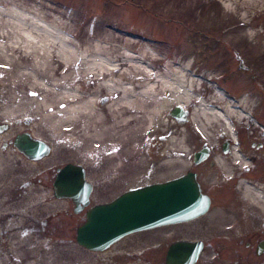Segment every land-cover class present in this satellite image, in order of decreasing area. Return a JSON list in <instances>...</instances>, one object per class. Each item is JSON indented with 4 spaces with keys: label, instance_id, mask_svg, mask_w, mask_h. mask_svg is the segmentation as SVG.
<instances>
[{
    "label": "bare ground",
    "instance_id": "bare-ground-1",
    "mask_svg": "<svg viewBox=\"0 0 264 264\" xmlns=\"http://www.w3.org/2000/svg\"><path fill=\"white\" fill-rule=\"evenodd\" d=\"M166 4L161 12L164 16L173 15L180 5L192 11L197 1L174 0ZM263 4L264 0H224L226 14L221 19L228 22L236 18L243 35L257 38L260 33L246 27L251 23L246 16ZM69 9L72 11L42 2L33 6L27 1L0 0V121H6L0 123V128L9 125V133L18 129L31 131L26 133L32 138L44 137L52 142L53 157L85 159V164L102 167L107 174L118 159L142 150V139L157 131L169 135L174 121L167 114L169 111L171 115L175 106L186 113L208 142L216 134L217 125L223 128L218 136L226 133L237 142L233 122L250 117V107L255 104L251 94L235 100L221 86L214 85L210 86L212 94L204 98L201 86L206 73L196 76L199 68L190 59L193 52H171L137 30L122 28L116 20ZM261 43L264 46V40ZM160 65L163 67L158 68ZM193 104L188 114L185 110ZM256 123L264 131V125ZM18 134L11 144L25 156L14 145ZM164 145L155 169L172 171L190 165L185 156L187 146L180 135H170ZM230 148V159L215 156L216 169L211 173L231 177L237 167L246 166L239 147ZM43 157L26 158L37 161ZM8 159L0 152V173L6 169ZM147 164L141 158L132 167L143 169ZM240 174L237 187L257 210L235 211V227L225 222L210 223L213 234L235 232L237 237L239 231L260 230L257 224L264 219V186L240 178ZM86 180L89 181L87 175ZM161 226L165 225L156 227ZM144 230L148 229L141 231ZM0 264L5 261L0 259ZM70 264L105 263L75 256L70 258Z\"/></svg>",
    "mask_w": 264,
    "mask_h": 264
},
{
    "label": "rangeland",
    "instance_id": "rangeland-1",
    "mask_svg": "<svg viewBox=\"0 0 264 264\" xmlns=\"http://www.w3.org/2000/svg\"><path fill=\"white\" fill-rule=\"evenodd\" d=\"M15 1H27L33 6L42 2L69 11H72L69 7L77 8V12L87 16L101 15L116 20L122 28L137 30L171 52H193L190 59L199 68L196 76L206 73L201 86L204 98L212 94L211 85L207 82V79H212L225 89L230 98L238 100L248 93L255 104L250 107L248 119L239 118L233 122L238 138L236 143L226 133L218 136V131L223 130L218 125L216 134L208 142L188 116L179 121L168 111V117L174 121L171 133L165 135L157 131L154 136L142 139L144 147L138 151L142 152L141 155L121 157L108 174L102 167L88 166L85 159L53 157L52 142L44 137L39 139L50 147L49 152L40 160L30 161L12 146L11 140L15 134L32 132L18 129L9 133L10 126L7 125V131L3 127L0 130V152L10 159L6 169L0 173V259L5 264H70V258L84 256L105 264H164L170 243L201 240L204 245L195 264H264V251L256 253L257 244L264 241V219L257 224L260 230L237 231V237L235 232L213 234L209 229L213 222H225V225L235 227V211L257 210L236 185L241 172L240 178L264 186V131L256 123L264 125V93L258 87H264V46L261 43L264 40V4L260 9L247 12L246 19L251 23L246 27L260 33L257 38H248L241 33L236 18L222 21L221 17L226 14L222 6L224 0H196L192 11L180 5L173 15L167 16L161 12L166 9L168 1L174 0ZM232 14L237 17V14ZM239 63L243 66L240 67ZM193 107L194 104L185 111L189 114ZM170 135H180L185 142L186 162L190 165L175 167L172 171L155 169ZM224 142L228 146L237 145L247 164L237 167L235 180L228 179L216 185L212 182L214 186L200 179L205 192L212 198L204 215L191 221L132 233L103 251H90L76 242L75 230L84 213L82 210L74 212L70 199L56 198L52 192L57 168L67 163L79 164L85 168L93 185L89 205L107 202L128 189L165 181L194 170L192 155L203 145L210 149L209 159L216 155L230 159V148L227 152L222 150ZM141 158L148 164L143 169L133 168L132 164ZM207 166L204 163L197 168L207 172L216 167L215 163L209 168ZM9 221L11 226L5 229ZM21 257L23 260H18Z\"/></svg>",
    "mask_w": 264,
    "mask_h": 264
},
{
    "label": "water",
    "instance_id": "water-1",
    "mask_svg": "<svg viewBox=\"0 0 264 264\" xmlns=\"http://www.w3.org/2000/svg\"><path fill=\"white\" fill-rule=\"evenodd\" d=\"M185 114L179 106L171 110V115L178 120L183 121ZM14 145L29 159H39L50 150L44 141L32 138L26 132L16 135ZM223 151L227 152L226 145ZM208 154L209 147L203 145L194 152L193 162L200 163ZM92 188L83 166L67 163L57 168L52 183L53 195L71 199L74 212L89 205ZM210 202L192 171L170 180L131 188L109 202L87 209L84 222L77 228L76 242L87 250H105L125 235L142 229L200 217L208 211ZM203 245L201 240L174 241L167 247L164 264H195ZM263 251L264 241H260L256 253Z\"/></svg>",
    "mask_w": 264,
    "mask_h": 264
},
{
    "label": "flooded vegetation",
    "instance_id": "flooded-vegetation-1",
    "mask_svg": "<svg viewBox=\"0 0 264 264\" xmlns=\"http://www.w3.org/2000/svg\"><path fill=\"white\" fill-rule=\"evenodd\" d=\"M239 66L240 67H242L243 66V64H241V63H239ZM259 88H260V90L264 93V87L263 86H258ZM257 87V88H258ZM258 88V89H259ZM224 145H227V149H228V147L230 148V146L231 145H229L228 146V143L227 142H224L223 143V145H222V150H223V146ZM228 151V150H227ZM231 148H230V150H229V152L231 153ZM194 154V153H193ZM209 155H210V149H209V154H208V157L206 158V159H204L203 161H201L200 163H194L193 162V155H192V162H193V165H194V170H187V171H193L195 174H196V178H197V180H198V182H199V185H200V188H201V191L202 192H204L205 194H207V195H209L210 193H206L205 192V190L206 189H204V187H203V183L200 181V179L203 181V182H205V183H214V182H217V183H214L215 185L216 184H221V183H223V182H225L226 180H228V179H230V180H232L233 178H234V180H235V173L233 174V175H231V177H226V176H221V175H219V177L217 176V175H215L214 173H211L210 171L211 170H214V169H216V167L214 168V167H211L214 163H215V161H214V159H215V157H212V158H210L209 159ZM228 155H229V153H228ZM219 156H222V155H219ZM223 157V156H222ZM209 159V160H208ZM214 162V163H213ZM204 163H207V168H209V167H211L210 168V170L209 171H207V172H203V171H200V170H198V168L197 167H199V166H203V164ZM192 165V164H191ZM193 165H192V167H193ZM206 166V165H205ZM215 166H216V164H215ZM186 171V172H187ZM185 172V173H186ZM223 178V179H222ZM167 180H169V179H167ZM212 183V185H214ZM149 184V183H148ZM144 185H146V184H144ZM214 185V186H215ZM212 187V186H211ZM209 197H210V199H211V201H212V198H211V196L209 195ZM91 205H89L88 207H85L84 209H82V211H83V213H84V216H83V218H82V221L80 222V224L85 220V213H86V210L90 207ZM79 226V225H78ZM77 226V227H78ZM77 227H76V230H75V233H77Z\"/></svg>",
    "mask_w": 264,
    "mask_h": 264
}]
</instances>
